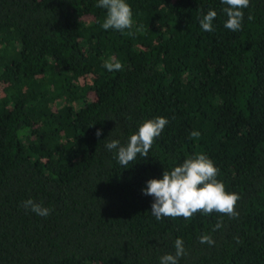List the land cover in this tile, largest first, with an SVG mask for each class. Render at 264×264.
Instances as JSON below:
<instances>
[{"label":"trees","instance_id":"1","mask_svg":"<svg viewBox=\"0 0 264 264\" xmlns=\"http://www.w3.org/2000/svg\"><path fill=\"white\" fill-rule=\"evenodd\" d=\"M126 2L121 33L102 28L98 0H0V264H160L177 238L178 264H264V0L236 32L222 0ZM161 116L149 156L120 165L106 144ZM199 154L238 216L157 221L146 182Z\"/></svg>","mask_w":264,"mask_h":264},{"label":"clouds","instance_id":"2","mask_svg":"<svg viewBox=\"0 0 264 264\" xmlns=\"http://www.w3.org/2000/svg\"><path fill=\"white\" fill-rule=\"evenodd\" d=\"M226 5L223 9L227 16L224 27L236 32L241 30L244 14L242 9L249 6L250 0H222ZM107 10V16L101 25L104 30L113 29L124 33L133 27V13L126 0H98L96 5ZM217 17L215 10H209L203 15L199 23L206 32L213 31V20ZM252 19L251 16L248 17ZM127 34L131 35V31ZM108 71L122 70L123 65L118 60H109L104 63ZM168 120L165 117L145 121L138 131L130 136L126 146H121L118 140H112L106 144L108 150H117V159L124 168L137 160L139 154L147 158L153 141L158 137ZM92 126V125H91ZM90 127V126H89ZM101 129H97L96 135H101ZM191 137L198 138L200 133L193 131ZM219 169L213 161L204 154L185 159L171 171H164L161 178L149 179L147 186L142 189L144 195L153 197L151 213L159 221L162 217H183L190 219L197 212L211 214L217 212L229 217L238 216L236 211L237 201L240 196L237 193H229L225 190L222 181L216 179ZM22 206L35 214L48 217L51 209L34 202L31 198L23 201ZM222 227L217 222L215 229ZM200 242L212 245L214 240L209 235H202ZM175 253L165 254L160 258V264H178L180 257L186 254L181 238L174 242Z\"/></svg>","mask_w":264,"mask_h":264}]
</instances>
